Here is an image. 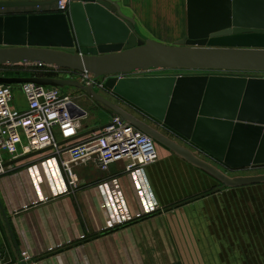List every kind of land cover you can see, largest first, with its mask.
<instances>
[{
    "label": "crops",
    "instance_id": "obj_1",
    "mask_svg": "<svg viewBox=\"0 0 264 264\" xmlns=\"http://www.w3.org/2000/svg\"><path fill=\"white\" fill-rule=\"evenodd\" d=\"M115 1L152 39L174 44L187 32L186 0ZM45 5L52 8L54 2ZM16 8L26 9L18 13L29 9ZM88 96L93 106L102 107ZM108 96L229 176L254 175L231 174L200 147L174 137L163 123ZM109 110L110 119L114 111ZM156 149V162L132 171L123 163L106 172L77 167V189L69 187L51 149L18 158L5 153L0 264H22L24 255L30 256L27 264H264V182L228 187L167 146Z\"/></svg>",
    "mask_w": 264,
    "mask_h": 264
},
{
    "label": "water",
    "instance_id": "obj_2",
    "mask_svg": "<svg viewBox=\"0 0 264 264\" xmlns=\"http://www.w3.org/2000/svg\"><path fill=\"white\" fill-rule=\"evenodd\" d=\"M55 1H0V9ZM186 11L187 32L174 44L147 37L115 0H73L66 12L0 14V65L85 70L96 79L138 69L264 73V0H186ZM23 82L87 92L228 187L264 182V174L229 176L76 79L0 75L1 84ZM106 86L229 169L264 166V77L112 76Z\"/></svg>",
    "mask_w": 264,
    "mask_h": 264
},
{
    "label": "built area",
    "instance_id": "obj_3",
    "mask_svg": "<svg viewBox=\"0 0 264 264\" xmlns=\"http://www.w3.org/2000/svg\"><path fill=\"white\" fill-rule=\"evenodd\" d=\"M72 2L73 0H56L52 8L38 5L29 7L26 13L66 12ZM53 67L56 69L57 75L54 76L56 78H61V74L67 73L70 78L78 80L83 85L92 86L93 89L100 88L119 99L123 98L106 86V81L112 76L123 78L174 75L178 77L221 74L263 77L225 70L138 69L132 73H120L96 79L93 73L85 70L67 68L60 70L58 69L60 67ZM21 88L26 95L27 107L23 110L12 109L10 107L13 100L12 86L0 83V174L5 172L3 152L8 153L12 158H18L51 149L53 154L60 158L69 187L77 189L79 177L76 168L81 165H91L97 170L106 172L113 164L123 163L124 170L132 171L158 160L154 139L128 120H123L118 113L114 112L109 123L101 130L88 136L78 137L83 131V121L89 117V112L70 93H64L60 87L36 82H23ZM64 140L66 142L61 143ZM22 259L28 261L30 256L24 255Z\"/></svg>",
    "mask_w": 264,
    "mask_h": 264
},
{
    "label": "rangeland",
    "instance_id": "obj_4",
    "mask_svg": "<svg viewBox=\"0 0 264 264\" xmlns=\"http://www.w3.org/2000/svg\"><path fill=\"white\" fill-rule=\"evenodd\" d=\"M25 10L26 9H23V8H6V9H0V14L18 13V12H23V11L25 12ZM147 37H149V36H147ZM153 40H155V39H153ZM245 73L247 75H264V73H260V72L259 73L245 72ZM60 76H61V78H70V75L67 73H63ZM19 77H26V76H19ZM11 86H12V98H13V100L10 103V107L12 109H19V110L25 109L27 107V99H26L25 93L23 92V90L21 88V83L11 84ZM60 88L62 89V91L64 93H70L76 99L77 102H79L85 109H87V111H89L90 116L83 121V132H84V130L88 131V130H91L93 127L95 128V127L102 126L104 124L109 123V120H110L109 119V111L110 110L105 105L102 104V107L96 106V105L93 106V104L90 102L91 100H89L90 98L89 99L87 98V97H89L88 96L89 94L84 92L81 89L76 88V87L65 86V87H60ZM94 89L96 92L102 94L105 97H109L108 95H110L108 92L101 90L100 88H94ZM166 128H168V127L166 126ZM167 130L174 137L182 138L185 141H188V139L182 137L181 135L176 133L174 130H172L170 128H168ZM59 141H61L60 138H59ZM178 141L182 142L181 140H178ZM154 144L156 145V147L158 144L164 145L155 139H154ZM5 153L6 152H3V155ZM7 157H9V156L7 155ZM2 158H3V156H2ZM207 159L210 160L211 158L207 157ZM230 173L231 174H250V173L251 174H264V166L244 168V169H230Z\"/></svg>",
    "mask_w": 264,
    "mask_h": 264
},
{
    "label": "trees",
    "instance_id": "obj_5",
    "mask_svg": "<svg viewBox=\"0 0 264 264\" xmlns=\"http://www.w3.org/2000/svg\"><path fill=\"white\" fill-rule=\"evenodd\" d=\"M60 70L64 68H58ZM0 75L5 76H26V77H54L56 69L53 66L32 64V65H0Z\"/></svg>",
    "mask_w": 264,
    "mask_h": 264
},
{
    "label": "flooded vegetation",
    "instance_id": "obj_6",
    "mask_svg": "<svg viewBox=\"0 0 264 264\" xmlns=\"http://www.w3.org/2000/svg\"><path fill=\"white\" fill-rule=\"evenodd\" d=\"M10 14V13H9ZM13 14H15V13H13ZM27 14H30V13H27ZM3 15H7L6 13L5 14H3ZM258 76H263L264 77V75H258Z\"/></svg>",
    "mask_w": 264,
    "mask_h": 264
}]
</instances>
